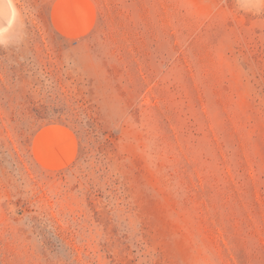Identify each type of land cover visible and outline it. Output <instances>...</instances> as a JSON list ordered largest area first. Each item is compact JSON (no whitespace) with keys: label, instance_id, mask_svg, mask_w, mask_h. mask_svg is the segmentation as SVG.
Returning <instances> with one entry per match:
<instances>
[{"label":"rangeland","instance_id":"rangeland-1","mask_svg":"<svg viewBox=\"0 0 264 264\" xmlns=\"http://www.w3.org/2000/svg\"><path fill=\"white\" fill-rule=\"evenodd\" d=\"M0 264H264V0H0Z\"/></svg>","mask_w":264,"mask_h":264}]
</instances>
